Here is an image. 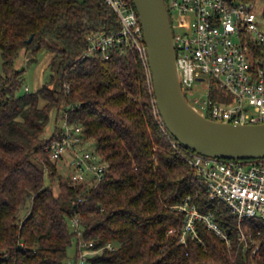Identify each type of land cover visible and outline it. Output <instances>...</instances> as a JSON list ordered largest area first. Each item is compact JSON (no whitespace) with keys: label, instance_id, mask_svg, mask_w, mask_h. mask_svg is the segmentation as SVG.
<instances>
[{"label":"trees","instance_id":"16d2710c","mask_svg":"<svg viewBox=\"0 0 264 264\" xmlns=\"http://www.w3.org/2000/svg\"><path fill=\"white\" fill-rule=\"evenodd\" d=\"M120 29L104 0H0V264H78L87 250L94 252L87 264H264V220L240 221L173 147L139 52L115 44L109 58L86 53L91 32ZM42 50L51 53L49 78L23 89L17 60ZM66 118L84 127L108 164L96 183L74 181L50 157ZM188 196L215 214L230 244L201 222L198 238L179 240L185 214L178 206Z\"/></svg>","mask_w":264,"mask_h":264},{"label":"built area","instance_id":"2783aa9c","mask_svg":"<svg viewBox=\"0 0 264 264\" xmlns=\"http://www.w3.org/2000/svg\"><path fill=\"white\" fill-rule=\"evenodd\" d=\"M104 1L118 15L121 29L111 34L91 32L86 53H101L109 58L110 48L121 44V47L137 50L149 68L145 33L134 1ZM167 6L174 30L179 78L186 96L188 92L192 96L191 104L215 120L264 122L263 10H259L255 2L235 0H169ZM178 16L187 20L185 24L180 22L181 28L175 27L174 19ZM198 82L207 84L208 98L204 101L196 96ZM213 83L232 98L231 102L226 99L220 103L210 98ZM160 119L173 147L188 158L212 197L222 200L240 221L247 217L264 220V158L226 159L190 151L170 133L162 117ZM60 128L61 138L48 146L50 157L63 160L74 181L93 184L101 180L108 164L100 160L91 142L85 140L84 127L66 118ZM178 208L185 214L181 242L188 236L198 238L197 225L201 222L230 244L229 233L215 214L201 212L190 196ZM73 225L78 234L83 233L78 217L73 219ZM91 252H83L78 264H87L86 258Z\"/></svg>","mask_w":264,"mask_h":264},{"label":"water","instance_id":"95a60500","mask_svg":"<svg viewBox=\"0 0 264 264\" xmlns=\"http://www.w3.org/2000/svg\"><path fill=\"white\" fill-rule=\"evenodd\" d=\"M145 33L157 109L170 133L196 152L226 159L264 158V122L233 123L198 111L180 82L166 0H133ZM32 37L28 39V42Z\"/></svg>","mask_w":264,"mask_h":264},{"label":"rangeland","instance_id":"374dc122","mask_svg":"<svg viewBox=\"0 0 264 264\" xmlns=\"http://www.w3.org/2000/svg\"><path fill=\"white\" fill-rule=\"evenodd\" d=\"M256 6H258L259 10H263L264 2L260 1L258 4L256 2ZM186 21H187L186 18L183 16L176 17V19H174L175 27L181 28L182 25L180 22H183V24H185ZM50 54L51 53L47 50H42L41 52L37 53L33 57H31L30 53L27 55L25 51L22 53L20 58L17 60V65L19 68H25L23 89L26 86H28L31 91H35L49 78L50 68L48 64L50 61ZM3 74H4L3 55H2V50L0 48V75H3ZM195 90H196V96L201 98L202 101L208 98L206 83L204 82L196 83ZM215 94H216L217 102L222 103V102H225L226 99H228L231 102L232 98L226 92L222 91L221 89L217 88L215 90ZM187 96L190 101H193L190 92L187 93ZM54 124H55V114L52 113L51 121L49 122L46 128V131H45V136L47 137L51 136L53 129H54ZM59 168L62 171V173H71V170L66 166L63 160L59 161ZM75 249H76L75 243L69 247L68 254L70 257L74 256ZM93 253L94 252H91L88 254H93Z\"/></svg>","mask_w":264,"mask_h":264}]
</instances>
